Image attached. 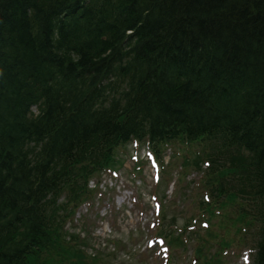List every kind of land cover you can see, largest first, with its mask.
Here are the masks:
<instances>
[{"label":"trees","instance_id":"16d2710c","mask_svg":"<svg viewBox=\"0 0 264 264\" xmlns=\"http://www.w3.org/2000/svg\"><path fill=\"white\" fill-rule=\"evenodd\" d=\"M132 138L209 163L200 207L264 264V0H0V264H98L56 199Z\"/></svg>","mask_w":264,"mask_h":264},{"label":"rangeland","instance_id":"374dc122","mask_svg":"<svg viewBox=\"0 0 264 264\" xmlns=\"http://www.w3.org/2000/svg\"><path fill=\"white\" fill-rule=\"evenodd\" d=\"M134 150L130 144L119 149L120 153L117 154L122 157L123 166L118 169L117 177L113 178L108 173H101L98 178L100 181L99 188L104 195L101 198L96 197L90 206H83L75 214V221L66 226L80 230L82 222L85 221L91 233L92 246L98 248L97 251L107 254L105 261L111 264H119L123 259V252H118L120 246H117L115 247V259L108 255V251L114 249V246L110 244V238L121 240L126 238L131 245L128 239L130 236L135 242L134 252L138 254L143 251L146 254L143 250L144 244L147 243V239L155 236L153 230L148 229L149 224H152L153 221L156 222V213L153 214L152 212L156 203L149 201V194L154 190V182L151 180L152 169L148 165V152L144 153L146 147L137 149L138 159L144 162V167L138 177L135 178L130 174L134 165L131 157ZM173 153V148H166L163 152V164L166 168L163 174V170L160 171L162 178H160L161 182L158 187V193L163 195L162 213L165 214H163L161 224L164 227L170 222H174L180 227L190 219V215L194 208H197V203L200 200L196 184L204 173V168H206L203 165L201 166L202 169L199 170L193 167L185 168L180 157L174 158L177 160L176 162L170 158ZM173 181L178 183L179 188L173 187ZM169 182L172 183L169 184ZM134 197L136 201H134ZM85 216L88 217V220L84 218ZM192 250L193 246H189L188 256ZM90 252H93V248H88V253ZM160 254L164 255L163 250L160 251ZM184 264H190L189 257H186ZM229 264H233L232 259ZM235 264L240 263L236 262Z\"/></svg>","mask_w":264,"mask_h":264}]
</instances>
